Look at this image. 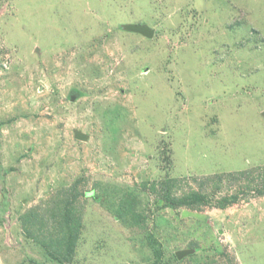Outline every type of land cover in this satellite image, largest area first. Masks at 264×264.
Instances as JSON below:
<instances>
[{
  "label": "rangeland",
  "instance_id": "1",
  "mask_svg": "<svg viewBox=\"0 0 264 264\" xmlns=\"http://www.w3.org/2000/svg\"><path fill=\"white\" fill-rule=\"evenodd\" d=\"M0 264H264V0H0Z\"/></svg>",
  "mask_w": 264,
  "mask_h": 264
},
{
  "label": "water",
  "instance_id": "2",
  "mask_svg": "<svg viewBox=\"0 0 264 264\" xmlns=\"http://www.w3.org/2000/svg\"><path fill=\"white\" fill-rule=\"evenodd\" d=\"M130 30L133 32H136L138 34H141L145 37H151L152 36V30L146 27H142V26H131ZM75 138L78 140H85V136L83 134L80 133H76L75 134ZM186 252H177L175 254V256L180 259L183 255H185Z\"/></svg>",
  "mask_w": 264,
  "mask_h": 264
}]
</instances>
